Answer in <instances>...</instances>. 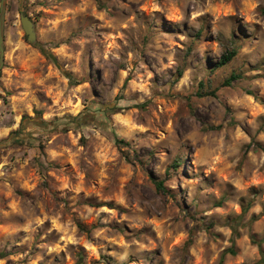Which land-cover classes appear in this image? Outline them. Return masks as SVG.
I'll return each mask as SVG.
<instances>
[{
  "label": "rangeland",
  "instance_id": "1",
  "mask_svg": "<svg viewBox=\"0 0 264 264\" xmlns=\"http://www.w3.org/2000/svg\"><path fill=\"white\" fill-rule=\"evenodd\" d=\"M5 33L0 264H264V0H8Z\"/></svg>",
  "mask_w": 264,
  "mask_h": 264
},
{
  "label": "trees",
  "instance_id": "2",
  "mask_svg": "<svg viewBox=\"0 0 264 264\" xmlns=\"http://www.w3.org/2000/svg\"><path fill=\"white\" fill-rule=\"evenodd\" d=\"M99 5L100 6H102V3H99ZM41 50H42V52L48 57V58H50V59H52L53 61H57V59L55 58V56L47 49V48H45L43 45L41 46ZM236 54H237V49L236 48H233V49H231V50H228V51H226V52H224L223 54H222V56L220 57V59H219V61L217 62V66H223V65H225V64H227L228 62H230L235 56H236ZM182 74V70H180L179 71V76ZM240 77V75L239 74H236V73H232L225 81H224V84H226V85H230V84H232V82L235 80V79H237V78H239ZM117 141L119 142V143H125V141L123 140V139H117ZM155 183H156V186H157V188L158 189H165V187H164V183L162 182V181H158V180H155ZM220 204V203H219ZM250 203H248L247 205H243V210H244V212H246L248 209H249V207H250ZM79 228L82 230V231H84V232H87V231H90L91 230V228L93 227V225H92V227H87V226H85V225H83V224H81V223H79ZM233 230H234V232L236 233V227H234L233 226ZM251 238H252V241L253 242H255V243H257L258 244V246H259V248H260V251H261V253L263 254V256H264V249L262 248V241H260V240H257L256 238H254V236L252 235L251 236ZM228 251L229 252H231L232 254H234L235 253V249H234V240L232 239V244H231V246L229 247V249H228ZM5 252L4 251H0V257H3V256H5ZM80 262H81V257H79V259H78V261H77V263L76 264H80Z\"/></svg>",
  "mask_w": 264,
  "mask_h": 264
},
{
  "label": "water",
  "instance_id": "3",
  "mask_svg": "<svg viewBox=\"0 0 264 264\" xmlns=\"http://www.w3.org/2000/svg\"><path fill=\"white\" fill-rule=\"evenodd\" d=\"M8 0H0V73L5 62V26ZM21 22L25 34L31 42L36 41L35 25L29 15L21 13Z\"/></svg>",
  "mask_w": 264,
  "mask_h": 264
}]
</instances>
